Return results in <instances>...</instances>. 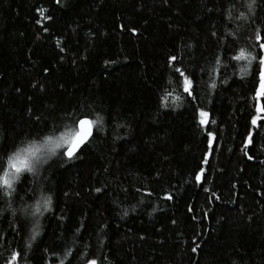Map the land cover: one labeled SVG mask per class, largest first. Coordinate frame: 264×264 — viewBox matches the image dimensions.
I'll return each mask as SVG.
<instances>
[{
    "label": "trees",
    "instance_id": "16d2710c",
    "mask_svg": "<svg viewBox=\"0 0 264 264\" xmlns=\"http://www.w3.org/2000/svg\"><path fill=\"white\" fill-rule=\"evenodd\" d=\"M246 4L0 0V156L97 121L73 159L57 150L0 190V264H264V124L231 59L264 28V0Z\"/></svg>",
    "mask_w": 264,
    "mask_h": 264
},
{
    "label": "snow or ice",
    "instance_id": "6c2138e0",
    "mask_svg": "<svg viewBox=\"0 0 264 264\" xmlns=\"http://www.w3.org/2000/svg\"><path fill=\"white\" fill-rule=\"evenodd\" d=\"M59 2L60 0H56L57 4H59ZM246 6L249 12H253L257 7V0H247ZM40 14L41 16H44L45 19H51L50 16H45L43 10L40 11ZM241 17L247 18L244 13H241ZM37 23L39 24L40 21L37 20ZM44 31H48V29L45 28ZM212 35L216 34L212 33ZM250 39H252V47L256 49L255 54L253 55L251 51H246L245 48L241 47L231 59L237 62H246L245 67L241 68V72L244 74H249V69H252L250 74L252 82L251 91L253 92L254 100V114L250 117V125L252 127H259V125L264 124V28L256 29L254 36L250 37ZM61 51H63V48H61ZM176 60L177 57L175 56L168 58L170 64L176 62ZM254 62L255 66L252 67ZM174 72L179 75L183 82V91L189 96H192L194 91L193 81L179 67L174 68ZM211 87L215 88V83H213ZM208 115L209 114L206 111L202 109L199 110V122L201 125L208 123ZM88 116L89 114H81L73 120V124L78 130L75 131L71 137L65 135L61 136L59 139H53V137L48 136L45 137V145H50V151L53 153L56 149H64L62 155L66 156L68 159H73L78 154V151L81 150L82 146H84L93 135V125L96 124L97 121L89 119ZM208 137V144L214 150L212 134L209 133ZM254 143L255 137L253 131L248 129L244 140L245 148H248L249 145L254 146ZM39 151L40 150L33 144L31 147L17 148L15 151L10 152L6 159L3 156H0V190H3L4 194H12L14 182L19 179L21 173L25 171L34 172L37 164L41 162V157L38 155ZM245 154L249 160L253 159L252 155H249L247 152ZM203 162L206 163V161ZM203 172L204 169L200 168V170L194 174L196 181H201ZM95 191L100 192L101 189L97 188ZM165 199L171 200L173 197L171 194H167ZM50 204L51 197L43 198V209L45 211L49 209ZM37 213L41 215L43 214L39 202L32 215H36ZM36 234V226H34L32 235L33 239ZM192 251L195 252L196 249L193 248ZM69 254L70 252L66 250L65 256ZM20 258L21 253L13 251L11 253V258L6 264H19ZM61 264H63V261H61ZM68 264H71V261H69ZM86 264H98V261L96 259H89L86 261Z\"/></svg>",
    "mask_w": 264,
    "mask_h": 264
},
{
    "label": "rangeland",
    "instance_id": "374dc122",
    "mask_svg": "<svg viewBox=\"0 0 264 264\" xmlns=\"http://www.w3.org/2000/svg\"><path fill=\"white\" fill-rule=\"evenodd\" d=\"M75 131H77V129ZM75 131H74V133H75ZM65 135L71 137V135H72L71 131H67V132L63 133L62 136H65ZM50 147H51L50 145H44V146L38 148L40 150L38 152V155H40L41 160H43V158L46 157L47 155H49L50 153H53L52 151H50ZM57 150H63V149H56L55 151H57Z\"/></svg>",
    "mask_w": 264,
    "mask_h": 264
},
{
    "label": "water",
    "instance_id": "95a60500",
    "mask_svg": "<svg viewBox=\"0 0 264 264\" xmlns=\"http://www.w3.org/2000/svg\"><path fill=\"white\" fill-rule=\"evenodd\" d=\"M88 118H89V117H88ZM89 119H91V118H89ZM91 120H92V119H91ZM77 130H78V129H77ZM94 132H95V126L93 125V135H94ZM93 135L91 136V138L89 139V141L92 139ZM89 141H88V142H89ZM88 142H87V143H88ZM87 143H86V144H87ZM86 144H85V145H86ZM85 145H84V146H85ZM84 146H82V148H83ZM82 148H81V149H82ZM79 152H80V150L78 151V153H79Z\"/></svg>",
    "mask_w": 264,
    "mask_h": 264
}]
</instances>
